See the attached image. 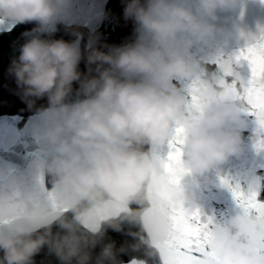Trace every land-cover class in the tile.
<instances>
[{
	"label": "clouds",
	"instance_id": "clouds-1",
	"mask_svg": "<svg viewBox=\"0 0 264 264\" xmlns=\"http://www.w3.org/2000/svg\"><path fill=\"white\" fill-rule=\"evenodd\" d=\"M75 2L0 0V20L34 25L7 74L44 116L51 153L32 169L55 190L45 199L30 178L0 168V264H163L172 218L192 205L180 178L219 175L242 155L249 119L264 133V115L250 114L225 62L244 34L220 14L241 0H120L133 24L120 45L67 28L73 39L54 38ZM176 141L178 157L162 160L158 150ZM240 208L211 228L201 264H264V219Z\"/></svg>",
	"mask_w": 264,
	"mask_h": 264
},
{
	"label": "water",
	"instance_id": "water-1",
	"mask_svg": "<svg viewBox=\"0 0 264 264\" xmlns=\"http://www.w3.org/2000/svg\"><path fill=\"white\" fill-rule=\"evenodd\" d=\"M91 5V8H90ZM111 14L109 19H103L105 14ZM220 24L234 32L244 35L230 42L224 56L229 61L241 50L258 43L264 24V0H241L233 11L220 14ZM34 27L33 24L13 25L0 20V168L18 176L28 177L35 186L37 194L45 199L54 195V189L44 175L33 172L34 163L50 156L51 150L42 139L40 129L44 126V116L36 108L29 109L16 92L13 79L7 74L8 66L13 57L18 56V48L24 43L21 33ZM54 38L73 39L65 29H75L84 34V42L89 33H99L101 43L120 45L133 39V24L122 18L120 0H76L74 7L64 14L57 26ZM83 43V42H82ZM81 69H84L83 63ZM216 70V66L213 65ZM242 75H247L246 68H241ZM187 90L190 85L181 84ZM44 101L37 102L39 105ZM172 152L170 144L158 150L162 160H167ZM225 166V165H224ZM224 166L220 174L210 173L205 177L189 175L180 178L182 186L189 193L192 205L189 211H198L203 221L213 222L217 197L222 180ZM43 186L44 191H41ZM109 235L118 243L125 237L111 232ZM198 255V254H197ZM37 257V261L43 260ZM125 260L129 257L125 256ZM154 264H161L159 260Z\"/></svg>",
	"mask_w": 264,
	"mask_h": 264
},
{
	"label": "snow or ice",
	"instance_id": "snow-or-ice-1",
	"mask_svg": "<svg viewBox=\"0 0 264 264\" xmlns=\"http://www.w3.org/2000/svg\"><path fill=\"white\" fill-rule=\"evenodd\" d=\"M229 63L234 66V71L230 72L233 76L231 87L241 90V98L250 105L252 116L264 115V35L259 38V43L235 54ZM241 68H246V76L241 74ZM178 143L180 142L170 144L175 149L169 155L170 160H175L179 155V149L176 148ZM260 146L264 147V139ZM234 195L244 207L256 212L258 218L264 219V202L258 200L257 191H250L247 195L237 191ZM214 226L211 220H201L198 211L178 212L172 218V233L164 241L163 264H201L199 257L206 249L211 228Z\"/></svg>",
	"mask_w": 264,
	"mask_h": 264
}]
</instances>
